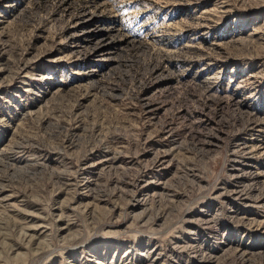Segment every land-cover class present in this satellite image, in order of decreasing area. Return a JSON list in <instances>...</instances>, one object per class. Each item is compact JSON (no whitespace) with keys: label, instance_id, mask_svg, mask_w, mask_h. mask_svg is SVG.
<instances>
[{"label":"rangeland","instance_id":"374dc122","mask_svg":"<svg viewBox=\"0 0 264 264\" xmlns=\"http://www.w3.org/2000/svg\"><path fill=\"white\" fill-rule=\"evenodd\" d=\"M0 264H264V0H0Z\"/></svg>","mask_w":264,"mask_h":264}]
</instances>
